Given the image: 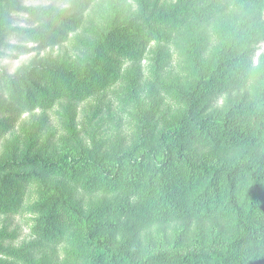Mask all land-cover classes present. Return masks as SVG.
Here are the masks:
<instances>
[{"label":"trees","instance_id":"16d2710c","mask_svg":"<svg viewBox=\"0 0 264 264\" xmlns=\"http://www.w3.org/2000/svg\"><path fill=\"white\" fill-rule=\"evenodd\" d=\"M63 1L69 7L32 9L37 26L23 32L83 48L69 64L4 73L17 106L86 101L121 79L124 62L145 58L149 82L142 96L136 69L125 71L134 124L127 145L95 135L83 143L65 108L64 151L0 159V212L19 211L32 185L34 233L64 244L62 261L1 246L0 264H264V0H134L131 15L120 0ZM22 2L0 0V55ZM200 24L216 37L209 54ZM171 47L183 60L182 83L159 81ZM161 93L177 106L169 118ZM78 191L91 200L81 204ZM168 224L182 227L169 233ZM150 226L160 239L139 240Z\"/></svg>","mask_w":264,"mask_h":264},{"label":"rangeland","instance_id":"374dc122","mask_svg":"<svg viewBox=\"0 0 264 264\" xmlns=\"http://www.w3.org/2000/svg\"><path fill=\"white\" fill-rule=\"evenodd\" d=\"M104 5L108 0H101ZM170 0H159V3H167ZM153 2V1H152ZM23 8L12 12L13 34L8 38L10 48L4 49L0 55V159L14 153V157L20 158L25 153L30 155L36 152L45 157L55 156L64 151L67 142L68 128L66 122L71 115L65 112V108L74 113V127L78 131L79 139L87 144L91 135L98 139L109 141L121 140L125 145L133 136L134 124L131 118L130 105L127 99L129 92L124 81L125 71L131 67L136 69L135 76L139 79L140 93L145 95L149 82L148 61L143 59L139 63L124 62L121 69V79L112 85L110 89L96 95L86 101L70 104L65 101L58 102L50 109H36L26 111L17 106L14 100L6 93L2 75L21 72L24 67L31 65H44L47 62L53 65L69 64L74 61L79 48H83L82 42L71 38L61 45H49L31 40L23 32L34 29L37 24L30 14L32 9L43 6L55 5L59 8H67L69 5L63 0H23ZM120 8L126 14H135L137 7L134 0H120ZM198 32L196 35L203 37L205 53L209 54L216 44V37L212 32L211 24L194 25ZM18 30H20L18 32ZM264 49V44H262ZM183 60L174 47H171L170 55L160 78V82L179 83L185 79ZM161 102L164 115L169 116L177 109L175 101L170 96L161 93ZM159 96V97H160ZM6 126V127H5ZM67 142V143H66ZM32 185L29 187L31 191ZM24 198L23 206L19 211L0 212V247H25L34 257L41 258L44 255L63 260L62 249L64 244H52L34 233L36 223L35 216L28 209V203H32L33 196L30 193ZM75 198L82 204L91 200L90 196H84L82 192H75ZM128 219L127 221H129ZM169 233L182 227L181 224L162 225ZM137 238L142 240L144 235L151 233L157 242L160 236L156 234L153 226L140 228ZM171 235V234H170ZM194 236V233L191 234ZM146 243V242H144ZM1 256V254H0Z\"/></svg>","mask_w":264,"mask_h":264}]
</instances>
